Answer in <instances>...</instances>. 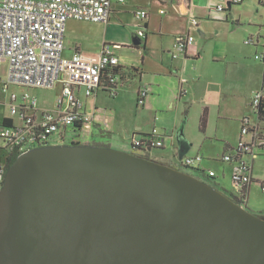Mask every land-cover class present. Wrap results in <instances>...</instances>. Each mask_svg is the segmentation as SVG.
Segmentation results:
<instances>
[{
	"label": "water",
	"instance_id": "1",
	"mask_svg": "<svg viewBox=\"0 0 264 264\" xmlns=\"http://www.w3.org/2000/svg\"><path fill=\"white\" fill-rule=\"evenodd\" d=\"M0 264H264V218L132 152L36 147L0 190Z\"/></svg>",
	"mask_w": 264,
	"mask_h": 264
},
{
	"label": "crops",
	"instance_id": "2",
	"mask_svg": "<svg viewBox=\"0 0 264 264\" xmlns=\"http://www.w3.org/2000/svg\"><path fill=\"white\" fill-rule=\"evenodd\" d=\"M221 1L125 0V3L113 5L110 21L107 24L81 21L74 18L67 21L63 51L65 57L70 58L76 53H80L85 59L95 61L101 54L103 44L111 43L115 45L113 51L119 57L120 66L125 72L122 85L118 87L115 94L103 89L90 96L85 95L82 90L79 92V97L84 102V111L94 115L96 119L87 144L106 145L131 152L127 148L133 149L130 142L132 136L141 139L156 128L164 136L165 144L167 137H173L171 145L173 148H178L180 160H184L186 157L202 156V159L197 161L194 166L188 167L182 161L191 170V172H186L198 176L211 185L214 182L215 185L213 186L225 194L232 192L226 193L222 187L223 183L220 182V179L225 181L227 176L233 182V164L225 161L224 156L227 152H232L238 144L242 120L249 116L244 115L243 112L246 107H250L249 103L253 92L262 85L264 69L262 65V75L260 74L258 78L247 75V93L249 94L245 95L241 101L242 113L230 119L232 121V125H230L232 133L229 135L222 131L221 135L216 134L217 137L214 138L215 135H212L211 126L212 48L213 54H215L213 58H216L217 55L225 58L228 51H233L235 57H240L239 46L253 48L256 52V47L246 44L245 40L249 36L261 32V26L264 22V6L259 0H244L242 3H232L224 11L218 12L215 9ZM139 9H147L149 12V18L145 25L146 38L143 40V46H136L133 43L134 37H138V28L142 25L135 16V12ZM161 10L165 11L161 12ZM192 15L199 19L197 27L191 25L190 18ZM187 31L194 33L196 38L194 45L186 56L172 58L170 49L175 35ZM183 78L186 80L185 83H182ZM5 79L0 76V127L11 119L13 122L19 121L10 109L11 93L18 91L11 87L9 92L2 93L1 87ZM58 85L61 86L62 91L60 83L54 87ZM145 85L149 88L148 95L144 98L143 104H140L138 92ZM182 88L184 92L180 94ZM121 89H127L124 92L125 97L127 92L133 94L137 105V109L134 108L133 113L128 111V118L124 115V125L119 121L121 119L118 118L116 106L110 105L108 109L100 105V93L107 94L108 97L117 101L120 99L119 96L123 98V95L119 93ZM31 93L36 95L35 92ZM120 102L123 100L121 99ZM56 106L57 100L55 101V108ZM39 108L47 109L45 105L40 103V99ZM205 111L207 124L204 131L200 127L202 135L190 137L183 133L189 145L184 147L180 145L177 134L183 123L182 120L195 113L199 115L201 121V116ZM221 118L228 121L225 117ZM122 126L127 135H117V133L124 131ZM138 134L141 136L138 137ZM175 138L177 139L175 140ZM62 142L57 140L53 144H61ZM213 142L221 143L222 153L220 155L212 154ZM164 146L162 147L163 150L165 149ZM0 149L4 150L8 158L6 149L4 147ZM153 150L146 152L134 150L132 153L150 158ZM213 156H218V160L224 163L220 170H217L213 165L212 160L215 159ZM153 160L169 166L173 164V162L166 160ZM210 171H214L215 175L210 176L208 173Z\"/></svg>",
	"mask_w": 264,
	"mask_h": 264
},
{
	"label": "built area",
	"instance_id": "3",
	"mask_svg": "<svg viewBox=\"0 0 264 264\" xmlns=\"http://www.w3.org/2000/svg\"><path fill=\"white\" fill-rule=\"evenodd\" d=\"M243 1L222 0L215 10L224 11L230 4ZM259 1L264 6V0ZM115 3H125V0H0V63L9 64L2 93L9 92L13 86L34 89L51 88L58 83L62 85L55 110L40 109L38 97L28 89L11 93V113L19 121L11 119L0 127V138L8 155L54 145V141L62 142L73 136L79 137L74 141L83 145L88 143L96 119L84 111L79 92L82 90L90 96L103 89L115 94L124 77L118 70L120 60L113 51L115 45L111 43L103 44L95 61L85 59L80 53L65 57L66 24L70 18L107 24ZM135 16L142 23L137 35L144 40L149 12L139 9ZM190 22L197 27L199 19L192 15ZM195 39L192 31L176 34L170 49L172 58L186 56ZM245 43L256 47L255 58L264 69V22L261 32L246 38ZM185 82L183 78L182 83ZM148 91L147 85L139 90L140 104H143ZM183 92L182 88L180 94ZM249 104L257 119L254 121L247 116L242 120L238 144L224 156L225 161L233 164L234 188L229 196L241 197L246 186L250 187L252 183H260L264 192V179L254 177L255 159L264 155V73L262 85L253 92ZM130 142L134 150L146 152L162 148L165 139L155 128L144 138L132 136ZM201 159L200 155L186 157L183 163L188 167L194 166ZM7 171L6 162L1 163L0 190ZM208 173L215 175L214 171ZM239 205L246 207L245 204Z\"/></svg>",
	"mask_w": 264,
	"mask_h": 264
},
{
	"label": "rangeland",
	"instance_id": "4",
	"mask_svg": "<svg viewBox=\"0 0 264 264\" xmlns=\"http://www.w3.org/2000/svg\"><path fill=\"white\" fill-rule=\"evenodd\" d=\"M143 46V44H141ZM139 45V46H141ZM247 46V45H246ZM238 53H240V57H235L233 51H228L226 57H221L217 55L216 58H213V48H212V135L216 138L217 135H221V132L231 134L230 130L232 125L231 118L236 117L241 112V101H243L244 96L248 95V87H247V75L258 78L260 74L262 75V64L255 58V51L250 47H238ZM9 72V65L7 62L0 63V76L3 78H7ZM13 89L17 90L19 93L23 92L28 88L24 87H14ZM31 92H35L38 98L40 99V103L45 105L47 109L55 110V101L61 94V86L58 85L54 88H42V89H28ZM127 89H121L119 93L123 95V98L119 96L120 99L115 101L111 97H108L107 94H101V106L105 108H110V105H114L118 111V118H120L122 125L125 123L124 115L128 118V111L134 112V108L137 109L136 102L134 100L133 94L127 92L126 97L125 91ZM123 102H120V100ZM249 102V100H248ZM247 102V103H248ZM244 115H249L255 121L257 119L256 114L250 107H246ZM11 115V113H10ZM221 117L227 118L228 121H224ZM185 122L184 133L185 135H189L190 137H198L202 135L200 130V117L198 114L192 113L191 115L185 117L183 120ZM123 130L125 129L123 126L121 127ZM71 130V128H70ZM230 130V131H229ZM126 131H122L117 133V135H127ZM176 135V134H175ZM141 135L138 134V137ZM173 137H167L166 144L164 146V150L162 148H154V150L150 154V158L160 160V161H170L173 162L172 166L176 169H182L184 171L191 172L190 168H187L178 156V148L172 147ZM79 139L78 136H73L71 139L67 141H72ZM177 138H175L176 140ZM0 146L4 147L3 140L0 138ZM0 147V148H2ZM131 152L134 150L130 147L127 148ZM212 154L220 155L222 152L221 143H212ZM189 155V154H188ZM215 159L212 160L213 165L217 170L221 169V166L224 163L221 160H218V156H213ZM7 156L4 150L0 149V162H6ZM254 176L255 178L264 179V155H258L254 162ZM229 176L226 177L225 181L222 182V188L226 193H229L233 190V182H231ZM215 185L214 182H212ZM248 210L252 211L255 214L264 215V192L261 189L260 183H252L250 188V198L248 203Z\"/></svg>",
	"mask_w": 264,
	"mask_h": 264
},
{
	"label": "trees",
	"instance_id": "5",
	"mask_svg": "<svg viewBox=\"0 0 264 264\" xmlns=\"http://www.w3.org/2000/svg\"><path fill=\"white\" fill-rule=\"evenodd\" d=\"M118 70H120L121 71V74L123 75V77L125 76V72L123 71V69H122V67L120 66L119 68H118ZM133 70H138V69H133ZM206 124H207V113H206V111L203 113V115L201 116V121H200V127H201V129H202V131H204L205 130V128H206ZM180 141H181V143H182V146L184 147V146H188L189 145V142H188V140H187V138L183 135V134H181L180 135ZM70 143H72V144H79V145H83L81 142H79V141H74V140H72V141H67V140H64L61 144H70ZM103 146H106V145H103ZM18 155L19 154H17L15 157H14V159L11 161V163L7 166L8 167V169L10 168V166L13 164V162L16 160V158L18 157ZM140 156H144V157H147V156H145V155H140ZM147 158H149V157H147ZM231 194V193H230ZM228 196H229V194H227ZM231 199H233L236 203H238V204H245V206L246 207H248V203H249V198H250V187L249 186H246V188L244 189V191H243V195L241 196V197H237V196H229ZM258 216H260V217H262V218H264V215H260V214H257Z\"/></svg>",
	"mask_w": 264,
	"mask_h": 264
},
{
	"label": "flooded vegetation",
	"instance_id": "6",
	"mask_svg": "<svg viewBox=\"0 0 264 264\" xmlns=\"http://www.w3.org/2000/svg\"><path fill=\"white\" fill-rule=\"evenodd\" d=\"M16 155H17L16 152H14V153L8 155V158H7V161H6L7 166L11 163V161L14 159V157H15Z\"/></svg>",
	"mask_w": 264,
	"mask_h": 264
}]
</instances>
